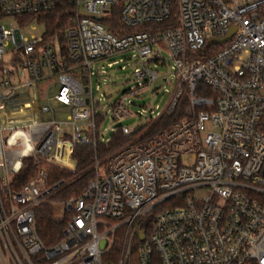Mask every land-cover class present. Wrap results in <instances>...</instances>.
Here are the masks:
<instances>
[{
    "label": "built area",
    "instance_id": "1",
    "mask_svg": "<svg viewBox=\"0 0 264 264\" xmlns=\"http://www.w3.org/2000/svg\"><path fill=\"white\" fill-rule=\"evenodd\" d=\"M60 4L62 39L40 20ZM32 22L42 33L22 32ZM161 49L174 120L146 109L123 124L136 115L125 99L169 78L146 65ZM130 50L135 84L109 109L126 140L95 154L78 196L51 200L70 215L47 246L37 209L62 185L48 169L74 172L75 146L111 142L99 139L92 67ZM28 162L35 173L21 182ZM134 254L138 264H264V0H0V264H130Z\"/></svg>",
    "mask_w": 264,
    "mask_h": 264
},
{
    "label": "rangeland",
    "instance_id": "2",
    "mask_svg": "<svg viewBox=\"0 0 264 264\" xmlns=\"http://www.w3.org/2000/svg\"><path fill=\"white\" fill-rule=\"evenodd\" d=\"M6 26H14V22ZM34 25L35 29H31L29 26ZM43 27L32 22L26 25L22 32L25 35L42 33ZM135 51H124L117 53L111 57L99 60L93 64L92 71V90L95 107L101 110L104 115V119L99 124L98 135L99 139L104 141L108 140L113 135L112 129L118 124L111 120L110 105L115 102L116 99L122 97L126 91L135 84L132 77V71L138 66ZM161 60L146 63L147 66L152 67L157 71L158 75H168V79L165 81L163 77L156 79L150 85V89L142 92L137 96H131L126 98L125 101L129 102L127 108L130 112L136 114L138 111L151 110L152 120L156 119L162 114V120L165 123H169L174 120L175 116L167 117L164 112L166 105L174 91L176 79L173 75V65L169 58L168 53L164 50H160ZM140 121V118L136 115L124 120L123 124L134 126ZM181 161L189 164L193 162L190 154L182 155ZM193 193H199V191H192ZM57 213L63 215L64 212L59 206H56ZM159 208V207H158ZM111 257H114L111 255Z\"/></svg>",
    "mask_w": 264,
    "mask_h": 264
},
{
    "label": "trees",
    "instance_id": "3",
    "mask_svg": "<svg viewBox=\"0 0 264 264\" xmlns=\"http://www.w3.org/2000/svg\"><path fill=\"white\" fill-rule=\"evenodd\" d=\"M69 7L66 4H60L55 10L40 15V20L44 23L47 33L49 35L55 32H61L69 15ZM119 22L114 21L111 30L114 32H120ZM148 24H144L139 28H126L124 31L132 32L139 29H144ZM168 25V21L159 23L158 27L164 28ZM62 39V35L60 33ZM160 124H155L150 132L157 130ZM126 138L121 135L119 130L113 133L111 142L108 144H97L96 148L91 145H77L74 148L73 155L77 161V167L74 172L67 171L55 166H50L48 169V183L50 185L62 181V185L49 197V199L41 204L37 209L36 214V232L38 237L47 246L53 245L62 238V230L69 218L70 213L64 212L63 215L57 213L58 209L53 201L65 200L71 197L78 196L86 187L88 181L93 177V170L91 165L95 154L103 156L107 152L113 150L117 146L123 144ZM30 163H25V166L18 174V179L23 182L31 177L35 171L31 170ZM124 229L117 230L115 235V243L111 249V255L117 256L121 247V239L123 237ZM130 264H138L135 254L132 255ZM152 264H161L157 257L153 260Z\"/></svg>",
    "mask_w": 264,
    "mask_h": 264
},
{
    "label": "water",
    "instance_id": "4",
    "mask_svg": "<svg viewBox=\"0 0 264 264\" xmlns=\"http://www.w3.org/2000/svg\"><path fill=\"white\" fill-rule=\"evenodd\" d=\"M227 37V36H226ZM226 37H224V39H222V40H225L226 39ZM102 245H104V243H102Z\"/></svg>",
    "mask_w": 264,
    "mask_h": 264
}]
</instances>
